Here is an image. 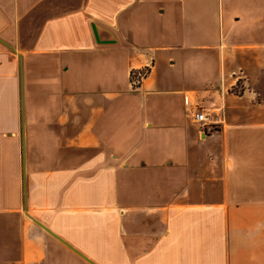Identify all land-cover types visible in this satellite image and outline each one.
I'll list each match as a JSON object with an SVG mask.
<instances>
[{
    "label": "crops",
    "instance_id": "obj_1",
    "mask_svg": "<svg viewBox=\"0 0 264 264\" xmlns=\"http://www.w3.org/2000/svg\"><path fill=\"white\" fill-rule=\"evenodd\" d=\"M196 1L211 34L214 0H0L14 264H90L27 217L25 186L28 214L95 264H264V0H220L222 80L202 84L174 75L201 56ZM185 97L222 128L202 135Z\"/></svg>",
    "mask_w": 264,
    "mask_h": 264
},
{
    "label": "rangeland",
    "instance_id": "obj_2",
    "mask_svg": "<svg viewBox=\"0 0 264 264\" xmlns=\"http://www.w3.org/2000/svg\"><path fill=\"white\" fill-rule=\"evenodd\" d=\"M227 1V0H225ZM197 5L194 6L196 9L194 10L195 18L192 22L195 27V35L201 37L202 40L192 42L191 44L195 45V51L198 53L194 63H190L189 65H183V61H177V65L174 71V75L178 79L179 82H184L189 78V81L193 82L197 80L201 84L205 82L209 77H212L214 82H221L220 76V37H219V26L221 23V19L218 12V4L220 0H214L216 8V13H214L212 20L213 24L210 27L211 34L204 33L201 31L202 26L206 23V19H203L204 16V4L200 1H196ZM194 9V8H193ZM209 38V39H207ZM207 39V40H205ZM204 40V41H203ZM207 46V49L199 46ZM179 57V55H176ZM200 57V58H199ZM12 219L0 218V264H14V261L17 258L21 257V250L19 249L20 243L18 241V234H10L5 233L6 227H11L13 221ZM12 228V227H11ZM10 229V228H9ZM20 236V235H19ZM11 241L14 242L12 244L11 249ZM60 257H66L65 255H60Z\"/></svg>",
    "mask_w": 264,
    "mask_h": 264
},
{
    "label": "built area",
    "instance_id": "obj_3",
    "mask_svg": "<svg viewBox=\"0 0 264 264\" xmlns=\"http://www.w3.org/2000/svg\"><path fill=\"white\" fill-rule=\"evenodd\" d=\"M185 104L194 122L200 126L202 135L212 134L222 128L225 119L221 110L204 109L198 103H192L189 97H185Z\"/></svg>",
    "mask_w": 264,
    "mask_h": 264
},
{
    "label": "water",
    "instance_id": "obj_4",
    "mask_svg": "<svg viewBox=\"0 0 264 264\" xmlns=\"http://www.w3.org/2000/svg\"><path fill=\"white\" fill-rule=\"evenodd\" d=\"M95 36L97 37V32L94 30ZM10 49H12L14 52L15 49L8 45ZM24 211L25 214L27 215V217H29L31 220H33L37 225H39L41 228H43L47 233H49L51 236H53L54 238H56L58 241H60L61 243H63L66 247H68L70 250H72L73 252H75L77 255H79L80 257H82L85 261H87L90 264H95L94 262H92L89 258H87L86 256H84L81 252H79L77 249H75L73 246H71L69 243H67L65 240L61 239L59 236H57L53 231H51L47 226L43 225L42 223H40L39 221H37L36 219L32 218L28 212H27V202H26V186H25V207H24Z\"/></svg>",
    "mask_w": 264,
    "mask_h": 264
},
{
    "label": "trees",
    "instance_id": "obj_5",
    "mask_svg": "<svg viewBox=\"0 0 264 264\" xmlns=\"http://www.w3.org/2000/svg\"><path fill=\"white\" fill-rule=\"evenodd\" d=\"M142 73H144V72H142Z\"/></svg>",
    "mask_w": 264,
    "mask_h": 264
}]
</instances>
